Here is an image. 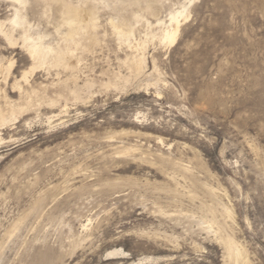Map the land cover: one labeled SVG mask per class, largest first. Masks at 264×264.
I'll list each match as a JSON object with an SVG mask.
<instances>
[{
  "label": "rangeland",
  "instance_id": "1",
  "mask_svg": "<svg viewBox=\"0 0 264 264\" xmlns=\"http://www.w3.org/2000/svg\"><path fill=\"white\" fill-rule=\"evenodd\" d=\"M183 1L189 16L163 44L156 22L167 26ZM161 3L131 22L139 50L116 38L114 15L99 5L74 70L46 66L21 81L32 98L14 85L31 65L26 52L0 35V63L13 62L7 76L0 70V107L32 100L0 126V264H231L216 234L198 226L208 206L248 264H264V0ZM11 13L0 0V19ZM30 17L60 43L52 24ZM138 54L145 68L134 75L127 63Z\"/></svg>",
  "mask_w": 264,
  "mask_h": 264
},
{
  "label": "bare ground",
  "instance_id": "2",
  "mask_svg": "<svg viewBox=\"0 0 264 264\" xmlns=\"http://www.w3.org/2000/svg\"><path fill=\"white\" fill-rule=\"evenodd\" d=\"M7 1L11 3L12 13L6 21L0 19V35L10 48L20 47L21 49H23L26 52L27 57L31 62L29 69L27 70L25 69L21 74L20 80H17L14 83V85L17 86L19 90H21V92L28 94L27 98L29 96L31 97V95L35 91H33V89L29 90L25 87H22L21 86L22 84L20 85V83L21 81H24L26 84L28 82L29 73L34 72V70L45 68L46 66L47 68L56 66V68L61 67L64 69L74 70L75 65L72 62L74 59L73 55H75L74 50L78 51L79 46H81L83 42L86 43L87 38L85 37V29L86 31L87 29L88 30L91 29L92 32V29H94L97 26L95 18L97 12L96 10L99 5L108 9L110 13L114 15L109 19V22L114 30V33L116 34L115 36H117L116 38H118V40L120 41H123L124 43H127L128 47L130 48L134 47L135 49L137 48L139 50L140 48H138L139 47L138 43L133 44L132 41L130 42L131 36H133L135 30L134 28L131 27V22L137 21L135 22L137 24L138 21L142 19V17L145 18L144 15L139 13L140 10L143 11L144 14L152 16L153 14H156L158 9H161L162 7L161 4H163L161 3L162 0L160 2L159 0H78V3L75 2L76 4L72 0H7ZM80 4H84L85 6V9L82 7V9L85 10L84 12H86V14H84L86 15L85 17L82 15L83 11L81 12V10L79 9L81 8ZM30 14L35 18H37L38 21L45 20L48 24H52L54 33L59 36L58 38H60V41H58L60 43H57L56 45H52L51 43L47 42L45 38H47L48 34L46 33V31H42L37 28L39 26L35 25V20L32 21L33 17H30ZM188 16H189V10L186 6V1H183L180 4V6H178V8L170 9L168 13L167 26L165 23L159 22V20H157L156 23H162L163 25H165L163 32L159 37L160 42L167 45H173L176 41V37L179 34L181 22L186 18H188ZM6 24H8V26H6ZM146 25H148V22ZM88 40L90 41V39ZM96 40H97L96 38H92V42L90 43L93 44V42H96ZM83 46L85 47L86 45ZM82 50L80 49V51ZM133 56H132L133 57L132 60H129V62L127 63L128 67L134 75H139V74L141 75V73L144 72L146 61L144 57L139 56V54L138 56L135 55ZM12 64L13 62L10 61L8 62V65L6 67H3L0 63V70H4L5 72L4 74L7 76L10 68L12 67ZM121 77L123 78V76ZM127 79L128 78H126V80ZM62 84H63L62 89H66L69 95L74 100H78L81 98L82 95L80 93L81 88L77 86L78 84L73 86L70 85L68 86L67 81H63V80H62ZM107 85L112 86V83H108ZM58 101L59 100L57 99H49L48 103L54 105ZM31 104H32V100L31 101L29 100V101H25V103L22 104L24 106L21 105V107L20 104H12V105H8V107L5 106L4 108L0 107V126L5 125L10 120H15L18 115L17 113H19L21 109L22 110L24 108L25 110L26 108L28 109ZM66 107L67 105H64L62 111L66 112ZM127 151L129 152V149ZM158 158L161 162V165L162 163L168 162V159L164 158L162 155H159ZM172 164L175 165V168L179 167V164L175 162H173ZM179 168L177 169L179 170ZM177 189L178 188L175 187L170 188L167 186L166 190L172 193V195H176L178 194ZM212 189L213 188L207 187L206 185L207 193L210 196L214 197L216 196V194ZM188 193H191L190 196H193L192 195L193 193L191 191ZM37 201L38 202H36L35 207L39 205V200ZM203 206L204 203L203 204L201 203L200 207ZM215 209L218 208H215L214 206H208V208L204 210L206 211V217L199 219L198 226H201L202 229H209V230L211 229L216 234L217 238L221 241L222 245L225 246L224 249H225L226 258L229 262H231V264H248V259L246 257L245 250L241 247V245H239L236 242V240L231 235L226 234L225 226L217 217L215 213ZM230 211L227 210V207L225 208L224 206H221L222 215L223 214L227 215L230 218L231 217ZM161 212L164 213V211ZM22 219H18L14 224H12L11 229L6 233L8 236H11L16 231H18L19 226H21V223H23ZM88 225H89L88 223L81 224V227L83 230L87 231ZM86 237L88 236L85 235L78 237V239L75 238L76 240H73V245L74 246L80 245L82 242H84ZM118 254H125V252L119 249H114L113 251L109 252V255H118Z\"/></svg>",
  "mask_w": 264,
  "mask_h": 264
}]
</instances>
